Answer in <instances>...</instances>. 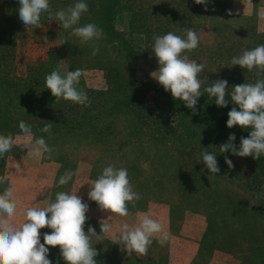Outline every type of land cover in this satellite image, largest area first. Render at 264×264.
Listing matches in <instances>:
<instances>
[{"label":"rangeland","instance_id":"rangeland-1","mask_svg":"<svg viewBox=\"0 0 264 264\" xmlns=\"http://www.w3.org/2000/svg\"><path fill=\"white\" fill-rule=\"evenodd\" d=\"M182 1L191 11L179 15L185 27L171 32L186 38L185 24L195 25L191 29L199 36V46L187 55L190 61L205 65L198 75L201 84L208 72L214 76L241 74L244 69L238 65L229 67L230 61L244 50L264 44V0H208L206 5ZM115 21L117 30L130 28L137 38L136 46L145 47L138 17L120 12ZM60 29L55 20L40 24V28L26 26L10 62V78L25 79L30 70L48 67L49 54L60 48L59 39L53 37ZM59 63L65 70V63ZM158 68L159 64L149 57L136 60L134 78L145 89L141 101L146 116L143 119L119 109L94 112L79 121L78 113L83 109L62 98L60 109L41 108L35 116L29 111L22 116L17 112L18 98L10 94L2 97L0 129L16 130V144L0 159V176L7 177V182L0 185V193L11 186L17 205L13 224L19 228L26 221L29 207L44 208L54 202L57 192L65 191L76 193L88 205L84 230L87 233L92 227L101 235L91 240L99 253L95 257L98 264H264V189L258 193L250 180L259 173L249 167L245 158L221 153L219 146L227 139L219 142L199 114L174 108L163 86L151 75ZM82 73L79 91L90 96V91L107 90L103 70L85 69ZM259 75L264 77V73ZM93 100L100 105V96ZM102 101L110 107L117 99ZM70 103L76 106L71 115L76 124L57 131L60 124L56 120L68 117L65 108ZM152 119L158 123L150 128ZM20 121L42 135L33 134L32 141H25ZM159 121L163 126L160 131ZM47 123H52L50 134L41 131ZM39 137L53 149L51 159L47 154L39 160L28 154ZM203 151L216 155L218 174H211L204 165ZM225 156L234 167H228ZM109 164L126 168L133 190L141 196L135 206L128 204L126 217L109 214L88 198L93 182ZM69 170L75 173L72 180L58 186L60 176ZM21 206L25 212L18 215ZM145 214L161 223L168 241L161 246L159 236L154 237L146 256L135 252L128 255L122 245L114 242L124 224L129 229L138 227ZM101 223L111 225L108 233L102 234ZM51 231L47 227L40 230L41 243L44 233ZM48 247L52 264H66L58 246Z\"/></svg>","mask_w":264,"mask_h":264},{"label":"clouds","instance_id":"clouds-1","mask_svg":"<svg viewBox=\"0 0 264 264\" xmlns=\"http://www.w3.org/2000/svg\"><path fill=\"white\" fill-rule=\"evenodd\" d=\"M208 0H195L198 5H206ZM251 3V0H249ZM88 12L85 0L60 9L55 13L62 29H71L72 35L79 38L81 44L92 45V55L99 52L97 43L103 36V29L95 23L77 26L83 14ZM19 19L25 26L40 28L43 14H49L48 19H53L49 0H19ZM264 18V17H262ZM186 38L172 32L164 35H154L153 52L157 58L159 68L151 75L170 92L174 100H181L184 105L197 115L196 105L198 98L206 92L210 98H215L217 107H227L230 101L233 107L228 112L227 127L229 129L239 126L241 129H250L247 137H241L239 147L234 141L235 134H230L228 141L219 146L221 153L244 158L252 157L254 160L264 156V79L253 83H242L232 86L228 93V81L216 80L201 91V81L198 75L204 70L205 65L190 61L187 53H191L199 46V36L191 28H185ZM66 41L62 42L65 43ZM61 44V45H62ZM240 66L251 72L254 69L258 74L264 73V44L251 50H244L239 56L232 57L230 66ZM83 73L81 69L68 71L61 75L58 70H53L45 77V87L50 90L55 100L63 99L74 104L89 106L91 101L87 94L78 90ZM52 123H47L41 129L44 133H51ZM19 129L25 141H32L31 126L20 121ZM16 144L12 135H0V159L10 153ZM26 147V145H25ZM31 157L39 160L47 154L51 159L53 149L48 146L43 137L35 138L32 143ZM202 161L211 174H218L220 168L216 155L208 151L201 153ZM225 163L229 168L234 167L233 162L225 156ZM75 175L72 171H65L58 180V186H64ZM7 182L6 176H0V185ZM13 189L6 187L0 193V264H52L48 259L49 247H59L60 254L66 264H98L95 257L99 254L92 245V237L99 238L95 229L88 227L87 233L84 225L87 220L88 205L82 198L65 191L56 193L54 202L44 208L29 207L26 210V221L17 228L13 224L16 214V203L13 200ZM88 198L96 202L98 207L120 217L128 215V204L135 206L141 199L138 192L133 190L126 168H117L109 164L103 168L102 173L93 182L88 192ZM49 228L50 233H44L41 243L40 230ZM102 234L110 231L109 223H101ZM158 243L163 246L168 241V234L163 231L161 223L145 214L138 227L129 229L124 224L120 229L116 242L123 246L128 255L133 252L146 256L148 249L157 237Z\"/></svg>","mask_w":264,"mask_h":264},{"label":"trees","instance_id":"trees-1","mask_svg":"<svg viewBox=\"0 0 264 264\" xmlns=\"http://www.w3.org/2000/svg\"><path fill=\"white\" fill-rule=\"evenodd\" d=\"M77 0H49L51 15L55 20V13L60 9H66L74 5ZM88 5V12L83 14L77 26H84L87 23H95L103 29L104 36L97 42L99 44V52L97 55H92L91 44H81L78 37L72 35L71 29H60L59 33L54 34V38L60 41V48L49 54V66L41 69H32L25 79L10 78V62L13 53L16 50L17 40L26 26L20 21L18 8L19 0H0V110L2 109V97L10 94L14 98H18L20 103L17 106V112L24 116L25 111H29L31 116H35L41 108H51L52 110L60 109L64 104L51 95L50 90L45 87V77L53 70H58L60 74L66 75L68 71L75 69H100L105 73V79L108 84L106 91H90L89 106L78 105V108L83 109L78 113L77 120L89 116L94 112H106L111 110H128L132 111L138 117H146L144 114V105L141 102L145 94V89L141 88L136 77V60L138 58L149 57L158 64L157 58L153 52L154 35H164L174 29L184 28L179 15L188 14L191 9L186 6L182 0H85ZM136 16L140 20L145 36V47L138 48L136 46L135 33L126 29L119 31L116 28V17L119 13ZM49 14H43L40 24L50 21ZM131 25V24H130ZM188 28H191L190 24ZM195 27V25L193 26ZM66 41L62 44V42ZM62 44V45H61ZM141 47V46H140ZM60 61L64 62L66 69H62L59 65ZM218 63H215L217 66ZM208 72L204 82L201 84V91L216 80L228 81V93L232 91V86L242 83H255L258 79H264L260 76L257 70L251 72L246 69L241 70V74L224 75L221 73ZM262 77V78H260ZM96 92V93H95ZM147 92V89H146ZM169 99V102L177 110H189L181 100H174L170 92L164 94ZM100 96V105L93 97ZM117 99L114 106H107L102 101L103 99ZM227 107H217L215 98H210L205 92L196 105L197 113L201 119L210 127L213 134L219 142L230 134H235L234 141L238 146L241 137H247L250 129L244 130L239 126H234L229 129L227 127L228 112L234 106L230 101V95ZM57 102L58 105L54 103ZM184 107H183V106ZM73 106L71 103L66 105L68 117L63 116L56 120L58 128L61 129L74 128L72 122ZM31 118V117H30ZM71 121V122H70ZM162 121H159L158 131L163 128ZM158 122L152 119V124ZM153 127V126H152ZM34 135H42L37 129L31 128ZM13 134H12V133ZM16 130L0 129V135L14 136ZM53 130H51V133ZM56 132V131H55ZM152 133H155L153 130ZM221 138V139H220ZM220 139V140H219ZM247 164L252 170H257L259 175L250 180L253 181L256 191L262 192L264 189V156L258 160L252 157H244ZM256 172V173H257ZM261 189V190H259ZM264 195V192H262ZM264 202V199H263Z\"/></svg>","mask_w":264,"mask_h":264},{"label":"crops","instance_id":"crops-1","mask_svg":"<svg viewBox=\"0 0 264 264\" xmlns=\"http://www.w3.org/2000/svg\"><path fill=\"white\" fill-rule=\"evenodd\" d=\"M25 211H23V208H22V206L20 207V209L18 210V212H17V214L18 215H21V214H23Z\"/></svg>","mask_w":264,"mask_h":264}]
</instances>
